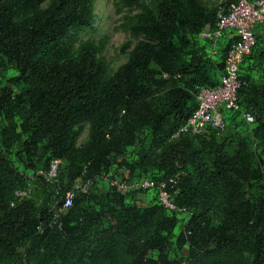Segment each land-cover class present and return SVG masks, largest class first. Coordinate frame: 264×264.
<instances>
[{"label": "trees", "instance_id": "1", "mask_svg": "<svg viewBox=\"0 0 264 264\" xmlns=\"http://www.w3.org/2000/svg\"><path fill=\"white\" fill-rule=\"evenodd\" d=\"M96 2L0 0V79L10 67L18 72L0 86L7 122L0 126V264H264V49L254 57L260 81L245 66L258 37L241 68L239 110L226 112L224 130L175 139L197 108L199 89L220 83L233 32L224 33L214 63L212 43L199 35L215 29L217 10L203 0H115L118 12H140L125 16L135 41L129 61L107 76L101 55L108 39L74 42L94 28ZM239 117L256 125L257 150L232 125ZM85 122L91 132L80 149ZM14 144L25 168L48 172L60 160L58 181L39 174L31 183L14 165ZM112 168L132 178L156 170L152 203L130 204L125 192L147 190L120 181L76 193L60 222L54 218V206L64 208L78 180L94 184ZM164 182L174 205L186 210L176 243L179 212L161 203ZM174 244L187 246L188 256L171 257Z\"/></svg>", "mask_w": 264, "mask_h": 264}, {"label": "rangeland", "instance_id": "2", "mask_svg": "<svg viewBox=\"0 0 264 264\" xmlns=\"http://www.w3.org/2000/svg\"><path fill=\"white\" fill-rule=\"evenodd\" d=\"M154 0H147V3H151ZM203 3L207 8L210 10H217V7L219 6V0H203ZM49 4V1L45 4L47 6ZM119 8L117 7L115 0H97L96 2V11L95 14L97 16V20L95 22V26L91 30H87L83 33H80L79 35H76L74 37V42L76 47L79 46V42L82 40L87 39H93L96 41H100L103 39H108V44L106 46L105 51L101 55V60L104 62V66L106 68V74L107 76L113 75L121 66L126 64L129 59L131 52L134 48L135 41L131 39L130 33L126 30L125 27V16H135L137 13L140 12V9L138 8H124L122 12H118ZM257 37H258V43L257 47L254 50V53L251 58L246 60V70L249 73L250 76H253V79H256L257 81H260L262 78V75L260 73L259 65L257 64V59H254L255 55H258L262 49H264V26H262L257 31ZM216 51L218 53L221 51V48L223 49L224 45L227 42L226 40L221 39ZM196 46L200 47V45H203L204 43L199 39L198 41L194 42ZM215 56H218L216 54ZM213 57V54H209V61L216 62V57ZM213 63V64H214ZM215 65V64H214ZM209 74L213 77L214 80L219 78V72L216 67H212L209 70ZM18 76V72L13 69L9 68L7 71H4L2 74V78L0 79V86H6L9 84L10 79ZM18 88V87H16ZM230 120V118H229ZM232 125L240 132L241 136L247 140V143L251 150L256 149L257 146L253 143V135L252 132L256 125H248L244 122V120L239 117L236 121H231ZM7 125V122L5 119L0 117V126L4 127ZM91 132V124L90 122L83 123L78 147L81 149V147L84 146V144L89 140ZM19 146L17 144H14L11 148L12 151V158L14 165L21 170L22 173H24L31 181V183L34 182V178L36 175H39L41 171H44L43 169H40L38 171L25 168L24 164L20 162L18 159V156L16 155L18 152ZM134 155L127 157L130 161H134L136 157V152H138V149H133ZM61 166V165H60ZM254 169H257L260 167L259 160H255L253 163ZM261 170H263L264 173V166L261 167ZM158 180V174L157 171L154 169H150L148 172H139L137 173L133 178L130 176V173L127 169L122 168H112L111 169V176L110 175H103L102 177H99L96 181V183L92 184L91 181H85L78 180L75 185L74 191L72 193H95L98 189H109L112 185H114L115 182L120 181H127L129 185L134 186L137 184L142 183L143 181H149L151 183H156ZM136 183V184H135ZM154 186L151 189H148L147 191H134V192H125V196L130 204H135L141 207L150 205L152 203V199L154 198L155 192L153 191ZM60 188H57V191H59ZM86 190V191H85ZM54 193L56 195V191L54 189ZM53 196V199L55 197ZM58 199V197H57ZM60 201V200H58ZM53 211L55 213L54 218L60 222V219L63 215L66 213L65 208H58L54 206ZM179 224L176 227V230L174 232V238L173 241L176 243L177 237L181 234V232L184 229L185 223L187 221V217L185 215L179 214ZM25 246L22 247V251H24ZM189 254L188 247H184L183 249H178L176 244L173 246V250L171 252V257H174V255H177L178 257L186 258ZM152 255L154 258L158 257L157 252H152Z\"/></svg>", "mask_w": 264, "mask_h": 264}, {"label": "built area", "instance_id": "3", "mask_svg": "<svg viewBox=\"0 0 264 264\" xmlns=\"http://www.w3.org/2000/svg\"><path fill=\"white\" fill-rule=\"evenodd\" d=\"M217 22L214 30L204 31L199 37L212 43V54H218L217 48L226 31L233 32V43L229 49L225 71L220 83L214 87H201L197 93L198 105L192 116L184 123L172 138L180 136H199L207 129L224 130L226 112L239 110V91L245 83L241 79V68L245 59L252 54L257 42V27L264 26V0H219ZM167 77V75H165ZM247 121L253 123L254 118L246 115ZM61 161L51 162L48 172L41 171L50 182H57ZM170 183H174L171 179ZM114 184H118L115 182ZM122 189H128L127 183H120ZM142 190L151 189L155 183L143 181L134 185ZM132 186L131 188H133ZM86 191V190H85ZM25 196L24 193H17ZM74 194L69 192L64 198L65 209L73 205ZM159 199L168 209L185 214V209L177 208L167 190V183L159 185Z\"/></svg>", "mask_w": 264, "mask_h": 264}]
</instances>
